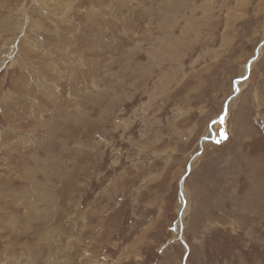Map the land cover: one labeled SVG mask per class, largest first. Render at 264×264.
I'll use <instances>...</instances> for the list:
<instances>
[{"label": "rangeland", "instance_id": "374dc122", "mask_svg": "<svg viewBox=\"0 0 264 264\" xmlns=\"http://www.w3.org/2000/svg\"><path fill=\"white\" fill-rule=\"evenodd\" d=\"M263 43L264 0H0V264H264Z\"/></svg>", "mask_w": 264, "mask_h": 264}, {"label": "water", "instance_id": "95a60500", "mask_svg": "<svg viewBox=\"0 0 264 264\" xmlns=\"http://www.w3.org/2000/svg\"><path fill=\"white\" fill-rule=\"evenodd\" d=\"M264 44V43H263ZM262 44V45H263ZM256 57H258V54L256 55ZM237 92H238V90H237ZM227 113H228V104L226 105V107H225V110H224V112L221 114V116H219L216 120H214L210 125H209V131H210V136L209 137H207V138H203V140H202V142H201V144H200V146L203 144V143H205V142H209V141H213L214 140V138H215V134H214V131H213V126L214 125H216V124H218L219 122H222V121H224L225 120V118L227 117ZM181 188H182V184H181ZM182 191V190H181ZM182 219V217H180V220ZM183 228V227H182ZM181 239V238H180ZM182 241V240H181ZM183 244H185V246H186V243L185 242H183ZM186 248H187V250H188V246H186Z\"/></svg>", "mask_w": 264, "mask_h": 264}, {"label": "bare ground", "instance_id": "6f19581e", "mask_svg": "<svg viewBox=\"0 0 264 264\" xmlns=\"http://www.w3.org/2000/svg\"><path fill=\"white\" fill-rule=\"evenodd\" d=\"M260 52H262V50H260ZM260 52L258 51V55L260 54ZM260 56L261 55H259V58H260ZM175 59V58H174ZM259 60V59H258ZM250 70H251V68H250ZM238 87H240V84L238 85ZM239 91H240V89H239ZM226 119H227V117L225 118V122H226ZM224 121H222V122H224ZM219 124H222V123H220L219 122ZM215 134V133H214ZM224 133H222V132H220V135H223ZM263 197V196H262ZM185 199V198H184ZM184 211V210H183ZM184 217V216H183ZM182 222V221H181ZM9 226V225H8ZM178 227L180 228V224H178Z\"/></svg>", "mask_w": 264, "mask_h": 264}, {"label": "snow or ice", "instance_id": "6c2138e0", "mask_svg": "<svg viewBox=\"0 0 264 264\" xmlns=\"http://www.w3.org/2000/svg\"><path fill=\"white\" fill-rule=\"evenodd\" d=\"M225 138H226V136H225Z\"/></svg>", "mask_w": 264, "mask_h": 264}]
</instances>
